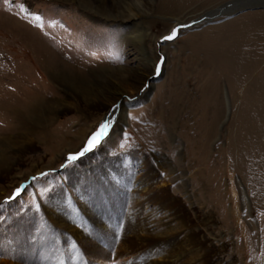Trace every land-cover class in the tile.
<instances>
[{"label": "rangeland", "instance_id": "1", "mask_svg": "<svg viewBox=\"0 0 264 264\" xmlns=\"http://www.w3.org/2000/svg\"><path fill=\"white\" fill-rule=\"evenodd\" d=\"M223 1L0 0V257L4 247L18 264H43L90 215L123 224L133 182L157 173L168 183L165 206L147 220L186 224L180 235L210 243V264H264V9L170 27L169 17L187 13L186 22ZM47 58L64 75L52 67L51 76ZM99 85L107 96L93 95ZM117 95L124 121L78 158L94 154L80 173L67 157ZM95 177L117 193L112 204L95 196ZM48 203L74 228L48 218Z\"/></svg>", "mask_w": 264, "mask_h": 264}, {"label": "bare ground", "instance_id": "2", "mask_svg": "<svg viewBox=\"0 0 264 264\" xmlns=\"http://www.w3.org/2000/svg\"><path fill=\"white\" fill-rule=\"evenodd\" d=\"M247 6H260L264 9V0H225L219 4H215L200 10L193 18L188 21H184L188 17H169L170 27H177L192 22L193 24H200L208 22L216 17L230 15L235 11ZM129 14V13H128ZM140 14V13H138ZM131 17L137 16V14H130ZM187 16V15H186ZM249 19V18H248ZM258 51V50H257ZM163 52V51H162ZM46 70L51 76H53L54 68H59L61 75H64V70L60 64L58 65L52 58L45 59ZM51 69V71H50ZM56 74V73H55ZM119 76H123L122 72L118 73ZM102 78H104L102 76ZM122 78V77H121ZM122 81V82H121ZM121 84L124 90L131 92L132 85L128 84L127 80L121 79ZM100 86V85H99ZM93 88L95 96L98 94L107 96L105 89ZM108 90V89H107ZM116 90V89H115ZM90 91V90H89ZM91 92V91H90ZM112 94V91H109ZM92 93V92H91ZM116 94V93H115ZM115 102L111 103L108 108H105L103 119L111 117L112 122L116 120L117 123H123L126 113H120L123 102L120 101L121 95H117ZM117 107L113 108V104ZM119 112V113H118ZM116 114V115H115ZM118 114V118L117 117ZM33 117L32 114L28 115ZM37 123L41 121L37 120ZM88 153V152H87ZM93 157V153L88 154ZM78 160L80 166V173L85 170V158ZM233 156V155H232ZM99 160V159H98ZM97 163V162H95ZM88 167L89 162H88ZM96 167V165L94 166ZM105 167V166H104ZM102 180H111L112 175L108 171H103L100 174ZM96 186H93L95 196L106 199L108 203L112 204L114 198H117V193L109 189H98L100 180L94 178ZM168 183L164 178L155 174H146L143 177L138 176L133 182L130 193L128 195L129 208L128 213L125 214V221L122 224L116 225V221L113 219L111 223L102 224L98 222V217L90 215L92 219L83 220L80 222L79 229H75L71 224V218L62 213H56L52 211L48 203L44 204V210L48 218L53 219V215L57 218L58 222L63 220L60 225L69 229L73 227L72 236L61 237L56 240L52 246V252L55 254L47 256L45 258L40 257L43 264H210L212 258V252L210 243H204L199 237V234L180 235L181 231L189 230V227L176 224L178 221L174 219V216H166L165 221L157 222L151 219L150 213L156 209H162L165 203L160 198V194L163 192ZM91 192V193H93ZM82 209H86L89 212V206L86 202L81 203ZM113 209V208H112ZM167 209V208H166ZM85 210V211H86ZM56 213V214H55ZM86 213V212H84ZM88 214V213H87ZM154 214V213H153ZM88 215V216H89ZM171 215V214H169ZM212 218V217H211ZM122 219V221H123ZM93 221V222H92ZM176 222V223H174ZM187 223V222H186ZM92 224L95 225V230H92ZM188 224V223H187ZM202 226V225H201ZM113 239L107 238L103 242L98 240V233L103 229L106 233H113L117 230ZM93 235L94 237H91ZM102 244H101V243ZM4 245V243H2ZM220 246V245H219ZM223 248V247H222ZM81 249V250H80ZM136 249V250H135ZM5 251L0 257L2 264H18L19 255L8 253ZM135 250V252H134ZM63 253V255L60 253ZM140 252V253H139ZM60 255V256H59ZM35 264L34 262H32ZM27 264V263H23Z\"/></svg>", "mask_w": 264, "mask_h": 264}, {"label": "snow or ice", "instance_id": "3", "mask_svg": "<svg viewBox=\"0 0 264 264\" xmlns=\"http://www.w3.org/2000/svg\"><path fill=\"white\" fill-rule=\"evenodd\" d=\"M35 19L39 20V16H36ZM177 35V29L173 28L172 32L170 35L168 36H164L162 37L163 40H172L176 37ZM160 70V65L157 64L156 65V71L159 72ZM117 105H113V108H116ZM112 126V119L111 117L103 120L102 122L99 123L98 127L96 128V130L94 132H92V134L88 137L86 143L84 144V146L82 147V149L75 153V154H69L67 157V162L68 163H73L75 161L78 160V158L84 156L85 153L90 152L92 150H94L100 143L102 140H104V138L109 136V130ZM63 167V165H62ZM41 175H45L44 173H41ZM33 179H36L35 177H33ZM23 189V185H21V187H18L14 190V192L12 193V195L10 197L7 198V200L5 201V203H7L10 200H14L22 191Z\"/></svg>", "mask_w": 264, "mask_h": 264}, {"label": "water", "instance_id": "4", "mask_svg": "<svg viewBox=\"0 0 264 264\" xmlns=\"http://www.w3.org/2000/svg\"><path fill=\"white\" fill-rule=\"evenodd\" d=\"M192 25H194L192 22L190 23V24H186V25H184L183 27H188V26H192ZM178 29V28H177ZM161 60H162V58H161Z\"/></svg>", "mask_w": 264, "mask_h": 264}]
</instances>
